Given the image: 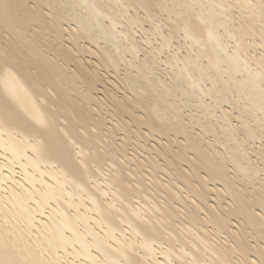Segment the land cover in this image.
<instances>
[{
	"label": "bare ground",
	"instance_id": "obj_1",
	"mask_svg": "<svg viewBox=\"0 0 264 264\" xmlns=\"http://www.w3.org/2000/svg\"><path fill=\"white\" fill-rule=\"evenodd\" d=\"M0 264H264V0H0Z\"/></svg>",
	"mask_w": 264,
	"mask_h": 264
}]
</instances>
